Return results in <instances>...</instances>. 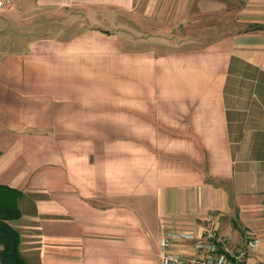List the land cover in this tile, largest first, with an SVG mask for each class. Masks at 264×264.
Here are the masks:
<instances>
[{
  "label": "crops",
  "instance_id": "1",
  "mask_svg": "<svg viewBox=\"0 0 264 264\" xmlns=\"http://www.w3.org/2000/svg\"><path fill=\"white\" fill-rule=\"evenodd\" d=\"M11 1L0 185L22 192L27 264H162L211 215L264 264V0ZM232 14L247 27L213 23ZM169 25L199 31L142 35Z\"/></svg>",
  "mask_w": 264,
  "mask_h": 264
},
{
  "label": "built area",
  "instance_id": "2",
  "mask_svg": "<svg viewBox=\"0 0 264 264\" xmlns=\"http://www.w3.org/2000/svg\"><path fill=\"white\" fill-rule=\"evenodd\" d=\"M11 0H0V7L10 5ZM183 239H189L195 254L184 256L181 253L170 251L171 237H163L161 240L162 264H249L248 254L256 250L259 240L253 239L245 246L233 249L228 238L223 235L218 227L217 219L211 215L206 221L204 231L201 235L194 236L192 233H181Z\"/></svg>",
  "mask_w": 264,
  "mask_h": 264
},
{
  "label": "trees",
  "instance_id": "3",
  "mask_svg": "<svg viewBox=\"0 0 264 264\" xmlns=\"http://www.w3.org/2000/svg\"><path fill=\"white\" fill-rule=\"evenodd\" d=\"M22 192L9 186L0 185V261L2 264H27L21 253L20 232L11 221L21 217L19 200Z\"/></svg>",
  "mask_w": 264,
  "mask_h": 264
},
{
  "label": "rangeland",
  "instance_id": "4",
  "mask_svg": "<svg viewBox=\"0 0 264 264\" xmlns=\"http://www.w3.org/2000/svg\"><path fill=\"white\" fill-rule=\"evenodd\" d=\"M220 18H221L220 20H223V22L222 21L220 22V20L217 19V17H215V19L213 20V23L216 24L217 26L220 25L222 27H225L226 30H224L223 32H229L230 30L231 31H237L239 29L242 30L245 27H247V26H244L242 24H235L236 21H235V15L234 14H232L231 16L229 15L225 18H223V17H220ZM204 24H205V22H200L198 24H194L193 26L202 27V26H204ZM104 25H106V24H104ZM155 31H157V32H152V31H148V30L144 29V31L142 32L143 33L142 35L146 36V35L160 34V35L166 36L167 38H170V39L174 38L177 41H181L182 39H185L186 37H191V36L195 35V33H197L199 30L191 29V28L189 29L186 26L184 28L183 25L178 26V29L176 30V27L172 28V25H169L168 27H165L164 31H159V29L155 30ZM66 32H69V30ZM117 32L119 33L120 37H122L123 32L121 30L117 31ZM133 33H134V35H133ZM137 33L138 32H136V30H135V31H132L131 34L133 36H136ZM167 44L170 47L165 45L166 47H164V49L171 50V46L174 44L173 43L172 44L167 43ZM87 129H88V131H91V133L94 132L97 134H106L107 132L108 133H111V132L116 133L118 131V129L120 130L121 128H107V129L106 128H87Z\"/></svg>",
  "mask_w": 264,
  "mask_h": 264
}]
</instances>
